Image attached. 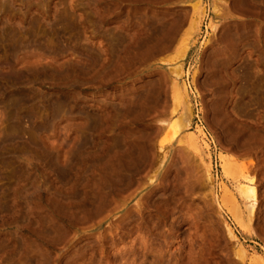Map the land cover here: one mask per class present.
Here are the masks:
<instances>
[{"label": "rangeland", "instance_id": "374dc122", "mask_svg": "<svg viewBox=\"0 0 264 264\" xmlns=\"http://www.w3.org/2000/svg\"><path fill=\"white\" fill-rule=\"evenodd\" d=\"M0 264H264V0H0Z\"/></svg>", "mask_w": 264, "mask_h": 264}, {"label": "bare ground", "instance_id": "6f19581e", "mask_svg": "<svg viewBox=\"0 0 264 264\" xmlns=\"http://www.w3.org/2000/svg\"><path fill=\"white\" fill-rule=\"evenodd\" d=\"M187 16H188V14H187ZM186 19V18H185ZM185 21V20H184ZM181 23H182V21H181ZM189 23V22H188ZM175 29V28H174ZM176 30H177V28H176ZM174 33H175V31H174ZM180 33V32H179ZM172 36V35H171ZM174 38V37H173ZM178 38V37H177ZM172 39V38H171ZM186 93V92H185ZM162 129V128H161ZM243 195H245L246 197H251V195L253 196V193H254V189L251 187H249V188H247V189H244L243 190ZM245 197V198H246ZM254 198V197H253Z\"/></svg>", "mask_w": 264, "mask_h": 264}]
</instances>
